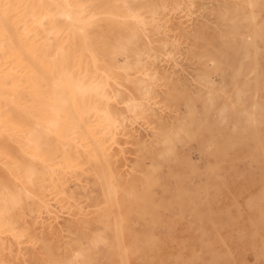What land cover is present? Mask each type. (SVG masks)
<instances>
[{"label": "bare ground", "instance_id": "bare-ground-1", "mask_svg": "<svg viewBox=\"0 0 264 264\" xmlns=\"http://www.w3.org/2000/svg\"><path fill=\"white\" fill-rule=\"evenodd\" d=\"M185 2L186 0H0V157L8 162L4 168L0 165V172L2 169L6 172L5 177L0 175V255H4L6 260L12 259L16 244L14 240H10L9 235H22L12 233L14 223L22 220L26 211L38 214L50 211L49 203L44 198V189L55 187L56 191H62L63 181L54 176V172L92 162L95 163L97 175L93 177V185L100 178L108 192L107 195L100 193L96 206L107 204L108 208L113 209L111 214L103 218L106 221L103 226L109 228L108 223L112 224L113 233L109 235L114 236V248L121 254L118 259L120 262L115 263L135 264L136 260L130 257L133 252L139 253L145 264L156 263L154 258H150V250L122 247L130 243L124 240V227L119 224L129 222L131 217L137 220L140 195L135 190L134 180H126L117 167L116 163H120V158L123 157L121 150L116 149L115 145L110 153L104 143L110 139L116 140V134L130 121L129 115L121 110L122 105L134 116L143 115L149 108L144 99L155 92L152 81L159 76L157 71L150 72L143 63L155 58L152 53L154 39H149L152 46H147L141 36L156 17L163 15L167 9L182 8ZM233 4V8L228 7L227 12H221L219 16L229 25V34L223 37L222 42L231 48L230 51L220 50L221 57L225 61L237 63L234 68L229 69L235 79L233 78L232 97L215 111L217 118L214 120L219 125L227 121L229 123L228 119L232 116L229 110L239 108L245 125L238 126L239 123L231 119L230 127L241 135L240 143H248L256 138L257 146L263 152L264 113L262 111L263 114L259 115V112L264 110V19L261 16L264 12V0H234ZM185 33L191 34L195 45L201 48L194 53L198 57H204L207 63V68L198 78L206 86L207 97L202 100L209 110L217 105L214 91H221L220 76L225 74L226 69L219 64L217 58L204 50L209 45L208 37L197 32ZM135 72L141 76H133ZM247 74L250 75L249 79L237 82V78ZM212 76L219 79L213 80ZM164 77L168 78L166 74ZM168 85L166 101L183 103L184 108H187V120L180 123L178 130L164 129L159 132L166 147L158 154L159 157L162 156L161 160L165 156L176 157L172 145H175V141H182L181 131L187 138H191L206 123V116L195 113L192 99L183 95L182 91L178 94L176 91L179 88L171 80H168ZM135 92L138 96H135ZM249 101L251 104H248ZM248 106L252 107V111L248 110ZM247 131L252 134L248 135ZM213 140L211 141L214 143ZM157 145L155 144L156 148ZM143 147L145 155H152V149ZM219 152L222 154L223 151L215 153ZM57 157L62 159L55 161ZM159 166L155 163L147 174L155 172V168ZM151 177L150 184L155 182ZM215 178L223 179L224 174L217 172ZM45 180L49 182L45 184ZM36 182H39V186L35 185ZM259 187V191L247 197L244 211L240 213V217H244L248 224L232 227L224 252L214 257L211 264H264V169ZM113 189L120 191L114 193ZM103 231L104 229L92 234L90 244L80 245L75 250L74 257L73 253L66 256L63 264H73L78 257H84L86 264L95 261L98 253L94 249H99L106 243ZM138 235L136 233L134 237ZM246 238L250 239L246 251L252 254V259L243 255L240 249ZM141 243V240H134L136 246ZM66 252L69 251L64 254ZM87 252L91 254L85 255ZM93 252L96 255H92ZM103 253L101 252L102 255ZM235 256L237 259L229 262L228 258ZM107 259L111 264L109 256ZM182 264H186V261Z\"/></svg>", "mask_w": 264, "mask_h": 264}, {"label": "rangeland", "instance_id": "rangeland-1", "mask_svg": "<svg viewBox=\"0 0 264 264\" xmlns=\"http://www.w3.org/2000/svg\"><path fill=\"white\" fill-rule=\"evenodd\" d=\"M233 1L186 0L182 8L167 9L163 15H159L152 21L148 30L141 36L144 45L147 46H152L149 41L154 39L152 53L155 54V58L143 63L150 72L157 71L159 76L152 81L155 92L144 99L149 108L143 115L134 116L122 105V109H120L129 115L130 121L116 134V140L110 139L104 143L110 153L115 145L116 149L121 150L123 157L120 158V163H116L117 167L126 180L130 178V181L134 180L135 190L140 195L138 197L137 220L130 214L129 222L124 221L119 224L124 227L123 231L126 234L124 240L130 243V246L122 247L130 250H150V258L155 259V264H182L184 261L186 264H211L214 257L224 252L229 235L232 233V227L248 224L244 217H240V213L244 211L247 197L251 193L259 191L260 188L259 182L264 169V140L263 152L258 148L256 138L249 140L248 143L239 142L241 135L239 132L235 133L230 127L232 126L231 119L237 121L238 126L245 125L242 120L243 113L237 107L229 110L232 114L231 119H228L229 123L227 121L219 125L214 120L217 118L216 112L222 103L232 97L231 90L235 79L229 69L234 68L237 63L225 61L221 57V51H230L231 48L229 49L222 42L223 37L229 34V25L219 16L221 12L226 13L228 7L229 9L234 7ZM261 16L264 19V12L261 13ZM185 31L197 32L208 37L209 45L204 50L217 58L219 64L221 63L220 65L225 66L226 69L224 77L220 76V80L222 77L221 91L220 89L214 91L217 105L209 110L202 100H206L207 97L206 86L198 78L207 68V63H205L204 57H198L194 53L201 48L199 45H195L191 34H186ZM119 59L122 60L121 57ZM165 74L168 78H163ZM133 76L139 77L141 74L135 72ZM212 78L216 81L219 79L217 76H212ZM249 78L250 75L247 74L237 78V82L241 83ZM168 80L178 86L179 90L176 91L178 94L182 91L183 95L192 99L195 113L199 116H206V123L196 136L189 135L191 138H187V135L180 130L182 141H175L173 143L175 145H172L176 157L170 155L161 160L162 156L159 157L158 154H161L166 147L161 141L162 136L159 132L161 133L164 129L178 130L180 123L187 120L185 118L187 117V108H184L183 103L166 101ZM135 96H138L136 92ZM250 101H252L251 98ZM250 101L248 104H251ZM248 107V110L252 111V107ZM148 110L150 111L148 112ZM262 111L264 113V110H260V114H258L262 115ZM233 133L234 135H232ZM246 133L252 134L250 131ZM228 134L232 136L230 137ZM227 142L236 144L228 147L231 144ZM212 143L214 147L216 145L215 148L212 147ZM155 144H158V148L155 147ZM162 144L164 145L162 146ZM143 145L152 149L154 156L145 155ZM223 147L226 149L222 150ZM215 149L223 151L222 154L225 157L220 154L221 152L215 153ZM187 156L188 158H186ZM61 159V157H57L54 160ZM155 163L160 165V169L157 167L156 170L154 169L155 172L148 175L151 166H154ZM7 164V160L0 157L1 167L4 168ZM94 164L85 162L73 169L54 172V176L63 181L62 191H56L55 187H47L44 189V198L49 203L50 211L39 214L35 211H26L22 220L14 223L12 233H22V235L19 237L9 235L10 240H14L16 243L13 257L8 261L1 254L0 264H63L65 262L63 259L66 256L73 253L74 257L75 250L80 245H89L91 236L102 229H104L103 233L106 239L105 246L94 249L98 253V257L95 261L87 264H99L100 262L109 264L108 256L112 260L111 264L116 261L120 262L118 259L121 254L114 248V236L109 235L113 233L112 224L108 223L109 228L103 226L106 224L103 218L111 214L113 209L108 208L107 204L96 206L100 193L108 192L100 178L98 183L93 185V177L97 176ZM217 172L223 173L224 178H215ZM145 174L148 176L147 178L144 177ZM0 175L5 177V170L2 169ZM149 177L153 178L155 182L150 184ZM48 182V180L44 181L45 184ZM38 184L39 182L35 183L36 186H39ZM119 191L112 190L114 193ZM150 196L153 197L150 198ZM130 206L132 209V204ZM41 233L42 235H40ZM136 233L139 235L135 238ZM134 240H139V242L141 240L142 243L136 246ZM249 242L250 239L246 238L240 249L243 251V255L252 259V254L246 251ZM47 247L48 249H46ZM67 250L69 252L64 254ZM101 252H104L103 255L106 256L103 257ZM88 253L91 254V252L84 254ZM92 255H96V253L93 252ZM130 257L132 260H136L135 264H145L144 260L140 259L139 253L133 252ZM83 259L84 257H78L73 261V264H86ZM233 259L235 260L237 257L228 258L229 262Z\"/></svg>", "mask_w": 264, "mask_h": 264}]
</instances>
